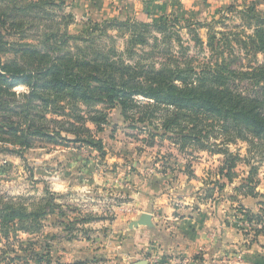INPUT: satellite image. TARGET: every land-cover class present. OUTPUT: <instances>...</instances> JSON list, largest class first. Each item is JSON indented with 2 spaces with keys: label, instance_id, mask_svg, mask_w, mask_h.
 Masks as SVG:
<instances>
[{
  "label": "rangeland",
  "instance_id": "374dc122",
  "mask_svg": "<svg viewBox=\"0 0 264 264\" xmlns=\"http://www.w3.org/2000/svg\"><path fill=\"white\" fill-rule=\"evenodd\" d=\"M55 2L64 4L62 7L57 5L49 7V14L41 15L37 13L39 10L37 8L29 15L24 29L27 31H24L21 42L39 45L43 33L47 31L77 35L85 28H94L93 38L97 48L110 53L114 61L132 65L151 64L156 68L164 63L171 66L178 64L181 67L190 64L200 70L203 66L216 67L222 58L220 51L215 52L212 48L210 42L212 32L218 38L223 36L228 38L229 43L222 41L225 44L221 46V50L233 68L251 71L264 63V50L255 51L252 42L250 43V36L255 37V30L264 27V22L256 19L250 21L243 12L254 3L256 10L263 14L264 0H158L153 4L152 14H161L159 10L162 3H165L166 15L170 14L168 28L165 32L154 28L151 34L146 33L142 37L132 36L128 29L113 25V18L117 16L121 18L122 14L124 16L128 14L132 19L152 22L144 11L145 0H55ZM2 9L5 7L0 8V13ZM217 9H222L221 13H216ZM94 20L99 22V28L94 27L96 26ZM209 24H212V28ZM10 30L8 32L14 33L15 40L20 39V33H16L18 30L15 28ZM243 41H248V45L245 46ZM78 44L85 48L86 46L96 48L90 44L83 45L82 41ZM68 45L75 50L74 41H70ZM7 53L5 55L7 59L13 56L11 52ZM15 90L21 93L29 89L26 86H19ZM57 116L60 115L48 114L51 118ZM108 116L109 122L97 133L104 144L106 152L104 155L87 145L42 140H36L33 147L24 152V156L17 152H0V198L13 199L29 210L44 209V215L40 216L39 220L40 230L33 233L12 231L7 238L0 234V254L8 257L2 264H38L37 259H32L23 251L30 248L42 254L44 258L51 259L53 264L57 261L71 264L76 262L130 264L134 257L148 260L153 254L158 258L157 261L154 257L153 264L171 263L172 258L162 250L160 242L153 253L152 249L144 248L134 256L116 252V255L113 253L108 258V248L120 246V250L126 251L130 244H134L135 247L139 245L137 242H130L124 233L128 228L124 224L127 223L125 220L127 202L113 200L110 195L120 186L128 185L130 181L126 179V175L139 171L138 168L141 169L140 174L148 180L157 174L159 180L156 183L150 181L151 185L148 184V187L158 185L161 189L162 182L167 184L173 181L172 172L179 169L189 171L193 158L195 160L204 154L218 156L221 163L208 172L209 176L205 181L201 198L205 201L215 200L221 207L223 206L224 221L231 223L230 225H233L231 228L237 230L239 237L243 239L236 244L230 242L209 264H264V232L256 235V229L262 228L264 220L260 222V218L254 216L251 222L249 221L251 217L247 216L249 212L255 215L264 214L263 147L252 146L242 139L228 142L229 151L239 154L241 158L233 168L236 174L234 181L228 183L225 178L218 175L223 155L210 152L208 148L205 150L192 147L182 150L167 137L158 136L154 144L150 145L149 134L129 127L119 111L111 109ZM68 117L63 115L58 119ZM160 122V119L155 120V124ZM87 124L95 130L93 123ZM215 135H212L211 143L215 140L219 143L225 140V135L219 127ZM215 148L218 150L219 147ZM182 157H189L188 164L182 163ZM245 158L250 159L251 164H248ZM135 165L137 168H133ZM250 173L253 175L251 186L255 194L245 195L243 189L236 190V187L240 186ZM101 176L104 182L101 185L102 190H98L99 193L96 190L100 187L94 188L95 192L91 188L84 193L74 191L83 183L81 179L86 177L89 180ZM115 178L120 180L115 181ZM160 180L162 182H159ZM223 182H227V185L222 189L220 184ZM115 185L117 188L112 189ZM58 186H65L66 191H59ZM169 188L166 187L167 190ZM99 194L102 196L98 197ZM47 203L52 204L51 209ZM120 207L122 208L119 209ZM246 210L248 212H245ZM69 223L71 227L68 226ZM16 254L21 257L16 258ZM118 255L122 256L121 259Z\"/></svg>",
  "mask_w": 264,
  "mask_h": 264
},
{
  "label": "trees",
  "instance_id": "16d2710c",
  "mask_svg": "<svg viewBox=\"0 0 264 264\" xmlns=\"http://www.w3.org/2000/svg\"><path fill=\"white\" fill-rule=\"evenodd\" d=\"M156 1L144 2V11L152 22L122 14L121 18H113V25L128 29L135 37L151 34L154 28L165 32L170 14L166 15V5L162 3L161 14L153 15L151 9ZM63 4L55 0H0V8L5 7L0 13V152H17L24 156L36 140H42L87 145L104 155V144L97 133L109 122L111 109L119 111L129 127L148 133L150 145L158 136L167 137L182 150L208 148L210 152L223 155L218 175L228 183L234 181L233 168L241 159L239 154L229 151L228 142L242 139L264 148V63L251 71L233 68L221 50L225 44L222 41L229 43L228 38H218L212 32V48L220 51L222 58L216 67L203 66L200 70L190 64L181 67L164 63L156 68L151 64L114 61L110 53L97 48L94 28H85L77 35L47 31L39 45L21 42L31 13L38 8L37 13L49 14V7ZM221 11L217 9L216 13ZM243 12L250 21L264 22V13L260 14L254 3ZM94 21V27L99 28V22ZM209 25L212 28V24ZM14 28L20 33V39L15 40L14 33L8 32ZM255 32V37L250 36V43L255 51L264 50V27H258ZM70 41H74L75 50L68 45ZM81 41L83 45L96 48L80 46ZM243 43L248 45V41ZM8 51L13 56L7 59ZM19 86L29 90L17 93L15 88ZM50 113L60 116L51 118ZM63 115L69 117L58 119ZM156 119L161 120L160 124H155ZM88 122L95 125V130ZM217 127L225 140L211 143ZM246 162L251 164L250 159ZM251 175L244 178L236 190L243 189L245 195L255 194ZM227 182L220 184L222 189ZM47 205L52 208L51 203ZM247 214L251 222L254 216L260 218V222L264 220L263 213ZM42 215L44 209L29 210L13 199L1 197L0 234L7 238L12 231H38ZM262 232L264 225L256 229V235ZM23 251L37 259L38 264H53L32 248ZM20 257L16 254V258ZM7 259L0 254V264ZM55 264L71 263L57 261Z\"/></svg>",
  "mask_w": 264,
  "mask_h": 264
},
{
  "label": "crops",
  "instance_id": "0c3cea01",
  "mask_svg": "<svg viewBox=\"0 0 264 264\" xmlns=\"http://www.w3.org/2000/svg\"><path fill=\"white\" fill-rule=\"evenodd\" d=\"M188 159L189 157H182L181 161L185 165L188 164ZM220 163L221 158L218 156L204 154L199 158H195V160L193 158L190 162L191 169L189 171L179 169L172 172L174 179L171 183L164 184L160 180L159 182L163 184L161 189L158 185L148 187V184L151 185L150 181L156 183L159 176L156 174L151 177V180H148L140 174V168H138L139 171L126 175V179L130 181L128 185L126 184L125 187L120 186V188H117L116 185L113 186L112 189H117H115L114 194L110 195L111 199L127 202L125 208L127 223L124 222L125 226H128L124 230L126 238L128 237L127 239L130 242H137L139 245L135 247L134 244H130L126 251L120 250V246L108 248V258L113 253L116 255V252H125L130 256H134L136 252L138 254L144 248L152 249L153 253L157 250L158 242H160V245L163 246V249L162 247L161 249L172 258L171 263L168 262L167 264H191L192 262L209 264L212 259L216 258L218 252L222 251L230 242L236 244L241 240L243 241L239 237V232L231 228L233 225L224 221L223 206L221 207L215 200L214 202L205 201L201 198L205 181L209 176L208 172ZM133 168H137V166L135 165ZM168 174L167 176L170 175ZM61 178L60 180L65 184V181ZM67 179L64 178V180ZM117 179L120 180V178H115V181ZM81 181L83 183L77 186L74 191L84 193V191L86 192L91 188L95 192L96 189L94 190V188L100 187L96 190L98 192V190H102L101 185L104 178L101 176V178L93 177L88 180L85 177ZM58 187L63 189H59V191H66L65 186ZM166 187L170 188L167 190ZM101 196L102 194H99L98 197ZM143 212H150L153 215L155 227L151 229L141 225L130 229V222L138 219ZM122 216L125 215L122 214ZM131 237H134V239H131ZM155 239L158 241H155ZM153 242L154 244H152ZM121 257L118 255V258L121 259ZM154 257L157 258L155 254L150 256V259H148L149 264H153ZM140 259L134 257L130 264Z\"/></svg>",
  "mask_w": 264,
  "mask_h": 264
},
{
  "label": "water",
  "instance_id": "95a60500",
  "mask_svg": "<svg viewBox=\"0 0 264 264\" xmlns=\"http://www.w3.org/2000/svg\"><path fill=\"white\" fill-rule=\"evenodd\" d=\"M141 225L151 229L155 227V224L153 223V215L150 212H143L138 219L130 222L129 228L134 229ZM133 264H149V261L147 259H142L134 262ZM191 264L197 263L192 262Z\"/></svg>",
  "mask_w": 264,
  "mask_h": 264
},
{
  "label": "built area",
  "instance_id": "2783aa9c",
  "mask_svg": "<svg viewBox=\"0 0 264 264\" xmlns=\"http://www.w3.org/2000/svg\"><path fill=\"white\" fill-rule=\"evenodd\" d=\"M152 172H154V171H152Z\"/></svg>",
  "mask_w": 264,
  "mask_h": 264
}]
</instances>
